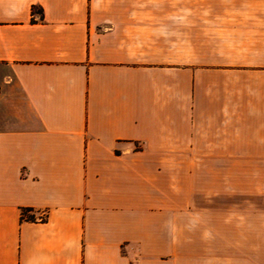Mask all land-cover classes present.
I'll return each instance as SVG.
<instances>
[{
	"label": "crops",
	"instance_id": "1",
	"mask_svg": "<svg viewBox=\"0 0 264 264\" xmlns=\"http://www.w3.org/2000/svg\"><path fill=\"white\" fill-rule=\"evenodd\" d=\"M0 89V264H264V0H0Z\"/></svg>",
	"mask_w": 264,
	"mask_h": 264
},
{
	"label": "rangeland",
	"instance_id": "2",
	"mask_svg": "<svg viewBox=\"0 0 264 264\" xmlns=\"http://www.w3.org/2000/svg\"><path fill=\"white\" fill-rule=\"evenodd\" d=\"M226 167L219 170H210V180L216 183L218 177L225 186L233 187L238 194L233 201L240 210L254 213L256 237L258 246L264 242V154H223ZM255 165V166H254ZM258 248V255H264Z\"/></svg>",
	"mask_w": 264,
	"mask_h": 264
},
{
	"label": "trees",
	"instance_id": "3",
	"mask_svg": "<svg viewBox=\"0 0 264 264\" xmlns=\"http://www.w3.org/2000/svg\"><path fill=\"white\" fill-rule=\"evenodd\" d=\"M27 211H29V209H25V210H23V212H22V216H24V214L27 212ZM27 219H33V217L32 216H27Z\"/></svg>",
	"mask_w": 264,
	"mask_h": 264
},
{
	"label": "built area",
	"instance_id": "4",
	"mask_svg": "<svg viewBox=\"0 0 264 264\" xmlns=\"http://www.w3.org/2000/svg\"><path fill=\"white\" fill-rule=\"evenodd\" d=\"M0 93H1V89H0ZM41 218H43V217H41Z\"/></svg>",
	"mask_w": 264,
	"mask_h": 264
}]
</instances>
